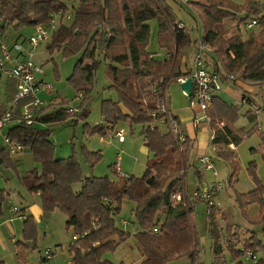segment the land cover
<instances>
[{"label": "trees", "instance_id": "obj_1", "mask_svg": "<svg viewBox=\"0 0 264 264\" xmlns=\"http://www.w3.org/2000/svg\"><path fill=\"white\" fill-rule=\"evenodd\" d=\"M170 1L175 3V0H0V37L7 35L9 27L14 31L45 27L57 14H61L44 43L47 53L56 51L63 58L79 56L68 83L74 87L78 97L81 95L83 103L90 97L95 72L102 61L107 63V72L111 75L108 90L116 96L115 101L101 102L102 124L89 129L87 136L104 138L122 124L131 129L140 126L144 145L153 156L138 178L119 176L116 165L109 166L110 177L87 178L83 177L77 152L73 151L65 159L56 158L50 130L24 123L10 129L7 134L9 140L28 150L41 167L40 171L27 172L20 179L22 186L30 195L39 196L44 219L55 211L62 213L66 228L72 229V238L77 237L68 247L72 264H112L104 258L105 255L114 253L131 238L129 233L118 229L114 218L120 214L125 198L133 204L131 212L138 227L134 238L143 258L139 264H173L191 257L197 237L195 225L189 219L193 205L188 196L184 203L176 206L170 202L173 194L181 192L179 189L176 191V185L183 167L190 162L191 144L185 137V148L180 153L181 147L170 133L168 124L165 121L160 123L163 116L158 106L162 102L165 85L168 88L177 79L190 77L191 72L181 59L196 42L191 39L188 29L184 26L178 28L180 22L167 4ZM199 1L203 4L201 43L211 49L214 56L208 59L204 52H200L207 69L222 77L238 75L248 82L264 83V16L261 4L249 1L238 6L230 0ZM240 14L257 22V34L245 40L239 34L225 38L224 21L235 20ZM63 15L68 19L61 18ZM153 20L158 26L157 47L165 52L167 59H158L156 53L149 51V23ZM15 94L16 83L10 80L0 100V116ZM242 99L247 100L251 107V97ZM66 109L60 107L38 121L44 125L66 120L76 123L87 117L86 108L76 115L67 114ZM206 114L216 132L212 142L214 146L240 144L242 138L231 130L239 117L238 106L226 104L216 97ZM247 114L251 116L252 113L248 111ZM252 116L248 118L250 121L260 123L256 116ZM220 124H223L221 128ZM177 125L184 134L178 122ZM160 126L165 127L167 133L160 132ZM260 139L264 141L262 134ZM80 155L89 168L102 160L100 151L91 152L85 147L81 148ZM222 157L230 158L226 153ZM0 163L15 170L6 148L0 149ZM247 171L254 189L238 200L245 207L256 204L262 222L264 186L256 174L255 164L250 163ZM75 186H80L78 192L74 191ZM9 195L0 190V212L2 207L6 208ZM160 215L163 222L159 220ZM155 228L158 235L152 233ZM37 234L32 218H26L23 240L15 245L20 249L17 253L19 264L24 259L22 253L31 244L35 248ZM263 249L264 246L252 238L243 242L241 248L230 242L225 250L236 262L234 264H241L238 260L247 253L255 254ZM225 250L221 246L214 248L212 264H227ZM0 264H4L1 259Z\"/></svg>", "mask_w": 264, "mask_h": 264}, {"label": "rangeland", "instance_id": "obj_2", "mask_svg": "<svg viewBox=\"0 0 264 264\" xmlns=\"http://www.w3.org/2000/svg\"><path fill=\"white\" fill-rule=\"evenodd\" d=\"M238 6H243L246 2H256V4H262L264 0H230ZM188 4H181L175 0L167 2L171 7L173 13L183 23L186 29L189 30L191 39L196 43L192 45L190 50L185 54L187 57V66H192V57L194 56L193 47L199 48L202 37V2L199 0H188ZM243 19V20H242ZM250 22V17L246 18L244 14H240L235 20H225L223 23V34L225 38L232 37L239 34L240 37L245 40L250 36L257 34L258 29L252 28L246 30L245 24ZM0 25L2 22L0 21ZM151 39L149 51H153L158 55V59H161L163 52L160 51L156 44V36L158 32V26L155 20L149 23ZM8 36L16 37L18 34L28 35L31 33L30 29H23L14 31L12 28H7ZM201 46L208 49L210 53L203 50L204 54L212 56L213 51L201 43ZM151 49V50H150ZM45 46H40L34 57V63L41 67L43 75H38V79H42L45 83H48L53 87V94L47 95L45 93L38 94V99L43 102V108L48 105L51 100L58 103L55 110L60 107L64 108H77L79 111L82 109L88 110L87 117L84 121L76 123H70L69 120L56 122L48 125H44L46 130L51 131V141L55 145V156L58 159H65L72 155L73 151L78 153V160L82 167L83 177L87 178H103L110 177L109 166L118 164L120 171L126 176H134L136 178L142 176L145 171L146 164L149 160H152V154L146 149L143 137L140 135L141 127L137 126L131 129L126 124L119 125L116 129L122 128L124 130V143L119 144L117 139H113L114 133L105 136L102 143L99 142V136L89 137L87 131L99 124H102V117L100 113V106L102 101L112 100L115 101L116 96L113 92L108 90L111 82V75L107 72V63L103 61L98 66L95 72V78L93 86L90 88V97L84 103L82 99H77L78 94L74 87L68 83L69 76L72 73L73 66L79 56L73 58H63V56L54 51L47 53L44 51ZM227 74V73H226ZM234 83H228V88L234 93V95L240 97H251V108L257 109L264 106V83L248 82L240 78L238 75H234ZM223 88V85H222ZM168 97L170 99V109L172 111L184 110L185 108H194L190 104V100L185 97L180 89V86L175 82L170 83L168 86ZM84 95V93H83ZM221 99H223L229 105H235L239 108V117L232 131L234 134L239 135L242 138L240 144L235 149L236 163L231 160L223 158L220 154H225L227 148L224 145H219L217 150L213 152L211 148L201 151L200 149H194L191 151V166L185 165L184 170L180 173L179 183L176 185V191H184L185 200L186 194L190 196L195 189L204 187L214 181L212 172L202 173L203 178L198 180L195 170L199 167L195 161L200 153L206 154L213 159L215 170L218 174L217 180L223 185V191L221 192L218 200L217 208H211L206 210V206L199 205L193 207V212L189 216V219L193 222L196 228V243H194L191 250L190 259H180V261H174L173 264H212L213 250L216 246H221L226 249L228 244L234 242L237 248H241L243 242L249 239H254L264 246V221L261 222L259 218V207L256 204L249 206H241L238 198L243 194H248L254 187L251 179L247 174L249 164L256 165V174L264 186V141H261V130L256 120L250 121L248 118L253 117V111L249 107L240 106L239 102L233 104L235 97L228 96L219 93ZM252 114L248 116L247 112ZM199 117L203 115L199 113ZM255 117V116H254ZM255 119V118H254ZM259 122L264 127V116H260ZM203 127V125H202ZM160 132L167 133V129L163 126L159 127ZM254 130V132H253ZM252 134L248 135L247 133ZM238 136V137H239ZM230 137V135H229ZM224 140H222L223 142ZM99 142V143H98ZM263 142V145L260 143ZM85 147L91 152L100 151L102 154V160L96 165L89 168V166L81 158V148ZM184 148H180V153L184 151ZM232 149V148H231ZM253 149V150H252ZM193 150V149H192ZM233 150V149H232ZM228 151V150H227ZM255 151V152H254ZM22 153V152H21ZM121 153V159L118 162L117 155ZM201 157V156H200ZM37 169L41 170L40 164L36 163L33 159V155L26 151L23 154V162L20 166L21 172H29ZM12 173V172H11ZM184 173V174H183ZM25 174V173H24ZM13 176V183H16V188L21 189L22 195L17 192L11 195V210L24 205V200L32 202V199L39 198L38 195H30L19 184L16 173L11 174ZM182 185L183 190H182ZM15 188V189H16ZM75 192L80 190V186H75ZM176 194V193H175ZM25 198V199H24ZM133 204L124 199L121 206L120 214L115 218L118 229L127 232L131 235L128 240V245L125 249L118 248L114 253H107L105 259L112 264H120V261L128 256V254H136V242L134 235L138 231V227L135 224L134 215L131 212ZM207 212V213H206ZM45 220V221H44ZM160 222H163V218L159 216ZM65 217L62 213L55 211L47 219L42 220V224L39 221V227L37 226V239L35 248L30 245L29 249H26L24 254L25 264H66L69 262L68 247L72 242L73 232L72 229H67L65 225ZM123 221L128 223L127 227L122 224ZM48 223L47 230H45V223ZM24 223V222H23ZM23 225V224H22ZM23 229V226H22ZM21 238V242H22ZM212 245V246H211ZM17 248V247H16ZM130 248L133 251L130 253ZM50 249L54 254L52 260L43 261L44 252ZM212 249V250H211ZM17 252H14L13 261L11 264H18ZM140 254V253H139ZM227 264H234L230 255L224 252ZM255 257L259 264H264V249L256 251ZM139 259L123 262L122 264H137ZM182 260V261H181ZM241 264H255L251 260L246 258H240L238 260Z\"/></svg>", "mask_w": 264, "mask_h": 264}, {"label": "built area", "instance_id": "obj_3", "mask_svg": "<svg viewBox=\"0 0 264 264\" xmlns=\"http://www.w3.org/2000/svg\"><path fill=\"white\" fill-rule=\"evenodd\" d=\"M176 1L180 2L181 4L189 3L188 0ZM261 7L263 9L264 16V2L261 4ZM60 16V13L57 14L53 21H51L45 27H34L32 35L24 38L22 42H10L6 36L0 37V77L14 80L16 83V94L0 116V134L7 126L11 125L12 123H24L29 126L33 125L36 118L43 111V102L37 98L38 94H53V87L51 85L43 81H38V75H42L43 72L41 67L34 63V57L36 55L37 49L48 40L50 32L55 29V21L58 22L57 18ZM61 18L68 19V16L63 15ZM256 26L257 22L252 20L245 25V28L246 30H251ZM181 27L182 25H178V28ZM188 79H191L192 81L191 96L188 97L184 92L183 95L188 97L190 99L191 106L196 108L197 111L203 115L202 118H194L193 126L197 128L201 122H204L208 127H211V119L206 113L209 109H211L214 98H216L222 91L223 83H233L235 78L232 75H226L225 77H222L221 75L207 69L205 61L201 55L198 54L194 60L190 77H181L176 80V84L181 86ZM167 89V85H165L163 89L162 102L158 106V111L163 116L160 123L165 121L168 124L170 133L172 134L174 140L181 148H183L186 138L180 131L177 121L169 112V97L167 94ZM78 98L80 99L81 95H79ZM20 104L23 105L20 107ZM239 104L240 106L250 107L248 101L245 99H241ZM251 110L257 119H259L260 116H264V107L262 109ZM78 112L79 109L77 108L69 107L66 109L67 114L76 115ZM258 124V130H261V124ZM222 126L223 124L219 125L220 128ZM112 133H114L113 139H117L119 144L124 143L125 140L123 129H115ZM213 139L214 136L212 137V140ZM3 146L11 156L19 154L23 151L22 146L16 142H11L7 134L3 135ZM120 159L121 153L117 155L118 162ZM197 164L199 167L195 170V173L202 175L204 172H212L214 181L206 184L204 187L198 186L189 197L190 203L193 205V207L204 205L206 206V210L209 211L211 208H217L219 196L223 191V185L217 180L218 174L215 170L211 157L204 155L198 159ZM183 187L184 186L182 185V190ZM183 192L184 191L171 196V205L176 206L179 203L185 202V194ZM11 214L19 220H26L25 215L17 208L12 209ZM152 233L154 235H158V229H153ZM76 240L77 237L72 238L73 242ZM53 257L54 254L50 249H47L44 252L43 259L45 261L52 260ZM244 258L251 260L255 264H258L255 254L252 252L247 253ZM66 264H72L71 260L66 262Z\"/></svg>", "mask_w": 264, "mask_h": 264}, {"label": "crops", "instance_id": "obj_4", "mask_svg": "<svg viewBox=\"0 0 264 264\" xmlns=\"http://www.w3.org/2000/svg\"><path fill=\"white\" fill-rule=\"evenodd\" d=\"M180 25L184 26L183 23H180ZM32 32H33V29H31V33L28 34V35L18 34V36H16V37H10V35L8 36V33H7L6 37L8 38V41H10V42H22V40L24 38H27V37L31 36ZM41 46H45V50L44 51L47 52L46 44H42ZM203 48L204 47L201 46V43H200L198 49L196 47L192 48L194 56H191L192 57V61H193L191 67H188L186 65L187 64L186 55L183 56V58L181 59L182 64H184L187 67L188 71H190V72L192 71L194 60H195L196 56L198 54H200L201 51L203 52V50L206 49V48H204V49ZM206 52L210 53L208 49H206ZM204 56H208V54H204ZM160 57H161L162 60L163 59H167V57L165 55V52H163V55H161ZM201 57H202V55H201ZM209 58H211V57L208 56V59ZM206 62H208V60H206ZM37 79H38V77H37ZM9 81H10V79H8V78L0 77V97H1L0 100L3 99L2 95H3V92H4L5 88L7 87ZM38 81H43V80L42 79H38ZM227 85H228V83H223V88H222L221 92L223 94L228 95V96L230 95L232 97H235L236 99L233 101V104H236V103L240 102L243 97L242 96L238 97V96L234 95V93L232 91H230V89L228 88ZM14 90H15V87H14ZM167 91H168V89H167ZM182 93H183V91H182ZM167 94H168V92H167ZM217 98L221 99L219 94H218ZM221 100L224 101L223 99H221ZM48 103L49 104L46 105L45 108H43L42 113L36 118L35 122L33 123L34 127L39 128V129H45L44 128V124H42L38 120L41 119L42 117H44V116H46L48 114H51L54 111H56L54 108H56V105L58 103H56L53 100H51ZM226 104H229V103H226ZM170 105L171 104H170V99H169V106ZM169 112L171 113V115L173 117L176 118L178 124H180L179 126L181 127V129L184 132L185 137L190 141V144H191L190 147H191V151L192 152L196 148H197V150L200 149L201 151L207 150L209 148H211V150L213 152H215V150H217V147H219V146H217V145L214 146L212 144V142H213L212 137L213 136H214V138L216 137L215 130H213L212 127H208L204 122H201V124L197 128H195L193 126L194 118H202L203 117V116L202 117L198 116L200 112L197 111L196 108H185L184 110L180 109V110H177V111H175V110L172 111L170 109V107H169ZM16 125H18V123H12L11 125L7 126L1 132V134H0V149L4 148V146H3V135L8 134L10 129L15 127ZM202 125H203V127H202ZM261 134H262V137L264 138V127H262V126H261ZM103 141H104V139L99 137V142L102 143ZM260 144L262 145V142ZM237 147L238 146H234V145L230 146V147H226L228 151L227 150L225 151L226 154L230 156L229 160H231L233 163H236V164H237V162H236V158H235V153H236L235 149ZM26 151H28V150L24 149L22 153L16 154L14 156L9 155L10 162L12 161L13 165L15 166V170L14 171H12L11 169L5 168L0 163V190L1 191H6V192H8L10 194L9 197L7 198L6 208L2 207L1 208V212H0V259L4 262V264H11V262L13 261L14 252L17 251V248H16L17 246H15V245L17 243H20L21 242V238H22V230H23L22 229V226H23L22 224H23V222L25 220H19L18 218H15L11 214V201H12L11 195H14L16 192L18 194L22 195L23 192L20 191L21 189L16 188V186H17L16 183L12 182L13 178H15V177L13 176V178L11 179V177H12L11 174L13 175L14 172L16 173L17 178H18L17 180H18V182L20 184L21 183L20 179L22 177H24L26 175V173L28 172V171L27 172H21V170H20V166H21V164L23 162V154ZM206 154L203 153V155H202V153H200V155L198 156V158L195 161L197 162L198 159L200 158V156L202 157V156H204ZM220 156L222 157V154H220ZM191 158H192V156H191ZM190 161H191V159H190ZM191 163L189 162V166L188 167L191 166ZM117 171H118L119 176H126L120 171V169L118 167V164H117ZM196 177L198 178V180H201L203 178V176L199 175V174H196ZM20 185L22 186V184H20ZM186 196H188V195L186 194ZM189 197L190 196H188V199H189ZM189 202H190V199H189ZM24 203L25 204L22 205V206H13V207H18V209L25 215V218H32V220L34 221V223L37 226L39 225V221H40V224H42L43 223L42 220L44 218H43L40 198L32 199V202L27 201V199H25ZM122 224L124 225V227L128 226V223L126 221H123ZM47 227H48V223L46 222L44 229L47 230ZM127 246H129L128 242L126 244L122 245L120 248L125 249ZM132 251H133V249L130 248L129 252L131 253ZM135 253L136 254H133V255L132 254H128V256H125V258L120 261V264H122L123 262L130 261V260H135V259H139L137 264L141 263L143 261V258L139 254L137 248L135 249ZM70 259H71V257L69 256V260ZM182 260H184V259H182ZM19 262L20 261H18V264H19ZM20 264H25V260L22 259Z\"/></svg>", "mask_w": 264, "mask_h": 264}, {"label": "water", "instance_id": "obj_5", "mask_svg": "<svg viewBox=\"0 0 264 264\" xmlns=\"http://www.w3.org/2000/svg\"><path fill=\"white\" fill-rule=\"evenodd\" d=\"M181 90L188 96H191L192 92V81L188 79L184 84L180 86Z\"/></svg>", "mask_w": 264, "mask_h": 264}]
</instances>
